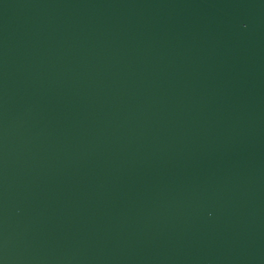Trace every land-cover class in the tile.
Returning <instances> with one entry per match:
<instances>
[{
    "label": "water",
    "instance_id": "obj_1",
    "mask_svg": "<svg viewBox=\"0 0 264 264\" xmlns=\"http://www.w3.org/2000/svg\"><path fill=\"white\" fill-rule=\"evenodd\" d=\"M0 264H264V0H0Z\"/></svg>",
    "mask_w": 264,
    "mask_h": 264
}]
</instances>
